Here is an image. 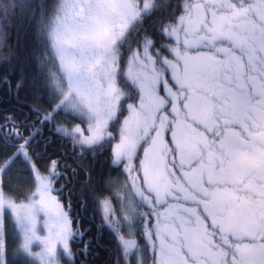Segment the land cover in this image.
<instances>
[{"label":"snow or ice","instance_id":"6c2138e0","mask_svg":"<svg viewBox=\"0 0 264 264\" xmlns=\"http://www.w3.org/2000/svg\"><path fill=\"white\" fill-rule=\"evenodd\" d=\"M264 264V0H0V264Z\"/></svg>","mask_w":264,"mask_h":264},{"label":"trees","instance_id":"16d2710c","mask_svg":"<svg viewBox=\"0 0 264 264\" xmlns=\"http://www.w3.org/2000/svg\"><path fill=\"white\" fill-rule=\"evenodd\" d=\"M99 252V255L95 257L94 264H103L105 260V250L103 248L95 249Z\"/></svg>","mask_w":264,"mask_h":264}]
</instances>
